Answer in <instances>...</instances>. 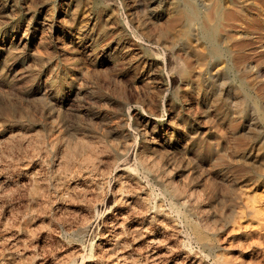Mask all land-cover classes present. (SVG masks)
<instances>
[{"label": "rangeland", "instance_id": "1", "mask_svg": "<svg viewBox=\"0 0 264 264\" xmlns=\"http://www.w3.org/2000/svg\"><path fill=\"white\" fill-rule=\"evenodd\" d=\"M191 1L0 0V264H264V0Z\"/></svg>", "mask_w": 264, "mask_h": 264}, {"label": "bare ground", "instance_id": "2", "mask_svg": "<svg viewBox=\"0 0 264 264\" xmlns=\"http://www.w3.org/2000/svg\"><path fill=\"white\" fill-rule=\"evenodd\" d=\"M186 1V8H187V10L190 12V13H192V14H197V13H199V9L193 4V1H191V0H185ZM208 12V11H207ZM211 12V11H210ZM209 13V12H208ZM209 15L211 16V14L209 13ZM211 18V21H212V17H210ZM214 18V17H213ZM192 19V18H191ZM194 19H195V17H194ZM205 23V22H204ZM204 34V33H203ZM206 34V35H205ZM205 34H204V36H206L207 38H211L212 37V28H205ZM211 44V43H210ZM214 44V43H213ZM179 68V67H178ZM161 118V117H160ZM129 154V153H128ZM161 196V195H160ZM86 215V214H85ZM113 222V221H112ZM104 241V240H103ZM106 241V240H105ZM149 243V242H148ZM114 244V243H113ZM112 247V246H111ZM104 249V248H103ZM114 249H116V255L118 254L117 253V247L116 248H114ZM108 250V249H107ZM108 252V251H107ZM115 255V256H116ZM114 257V256H113ZM110 261V260H109ZM196 263V262H195ZM108 264H109V262H108ZM112 264V263H111Z\"/></svg>", "mask_w": 264, "mask_h": 264}]
</instances>
